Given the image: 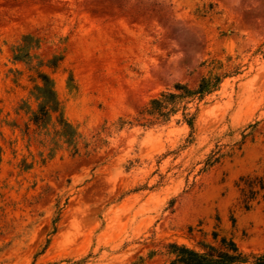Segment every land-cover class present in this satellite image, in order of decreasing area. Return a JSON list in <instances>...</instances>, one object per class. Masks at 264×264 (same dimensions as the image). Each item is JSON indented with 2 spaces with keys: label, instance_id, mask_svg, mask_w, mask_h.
Listing matches in <instances>:
<instances>
[{
  "label": "rangeland",
  "instance_id": "obj_1",
  "mask_svg": "<svg viewBox=\"0 0 264 264\" xmlns=\"http://www.w3.org/2000/svg\"><path fill=\"white\" fill-rule=\"evenodd\" d=\"M224 73L188 104L193 132L182 110L135 122ZM262 184L264 0H0V264H170V243L222 237L264 252Z\"/></svg>",
  "mask_w": 264,
  "mask_h": 264
},
{
  "label": "trees",
  "instance_id": "obj_2",
  "mask_svg": "<svg viewBox=\"0 0 264 264\" xmlns=\"http://www.w3.org/2000/svg\"><path fill=\"white\" fill-rule=\"evenodd\" d=\"M227 73L220 75H209L202 77L196 87H190L185 83H176L172 89L163 91L152 98L149 103L144 106L135 119V122L146 128L155 124L167 122L171 117L179 111H183V120L189 125L192 132L195 130V120L197 113L188 112L189 103H200L205 97L219 88ZM43 81L42 93L47 100L57 107L58 100L53 86V80L47 74H41ZM199 107L197 106V111ZM129 121V124H135ZM67 128L71 127L65 122ZM242 189L243 195L247 201V206L252 200L253 193L251 190L254 182H245ZM247 186L251 189L248 193ZM264 188V184H262ZM245 192V193H244ZM219 234L214 232V239L218 241ZM169 252L173 256L170 264H264V252L247 253L243 251L237 242L231 238L222 237L218 245L212 243L202 244V249L197 250L186 245L178 243L169 244Z\"/></svg>",
  "mask_w": 264,
  "mask_h": 264
}]
</instances>
